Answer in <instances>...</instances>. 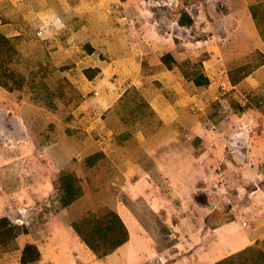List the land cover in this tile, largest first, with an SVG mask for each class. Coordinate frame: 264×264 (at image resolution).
<instances>
[{"label":"rangeland","instance_id":"374dc122","mask_svg":"<svg viewBox=\"0 0 264 264\" xmlns=\"http://www.w3.org/2000/svg\"><path fill=\"white\" fill-rule=\"evenodd\" d=\"M118 204L131 264H264V0H0V264L112 253Z\"/></svg>","mask_w":264,"mask_h":264},{"label":"crops","instance_id":"0c3cea01","mask_svg":"<svg viewBox=\"0 0 264 264\" xmlns=\"http://www.w3.org/2000/svg\"><path fill=\"white\" fill-rule=\"evenodd\" d=\"M128 210L129 209L124 204L117 205L118 214L120 215L122 221L127 226L128 239L122 242L120 245H118L112 253L107 254L105 256L96 255L94 252L89 250V247L86 246L85 243H82L80 241L76 242V239L80 238L79 234L75 233L72 228L66 227L65 233L61 232L57 234L59 236L57 245L66 247L68 249L66 250V252H68L70 248L73 247L72 251L75 254L70 253L66 255V260L54 261L52 262V264H114L113 262H115L117 257H118L117 264H131L134 260V256L131 257L130 254L131 253L134 254L135 249L133 247L131 248L127 247L126 249L123 250V247L131 245V242L134 241V238L136 240H140L141 242H143V244H145L146 242L149 244V246H147V252L140 250V251H137V254L135 255L136 262L134 263L144 262V260L148 257V255H150V253H153V246L152 244H150V239L146 236L147 234L143 226L144 224L140 220H136V222H134V220H130L129 214H131V212ZM70 229L72 230V232L70 231ZM65 235H67L68 238L65 237ZM67 239L68 240L72 239L74 241L68 244ZM76 251L79 253V255L76 254L77 253ZM128 255H130V257H128ZM55 257L57 260L59 258V255H56L55 253H53V255H51V258H55ZM84 261H87V262H84Z\"/></svg>","mask_w":264,"mask_h":264},{"label":"trees","instance_id":"16d2710c","mask_svg":"<svg viewBox=\"0 0 264 264\" xmlns=\"http://www.w3.org/2000/svg\"><path fill=\"white\" fill-rule=\"evenodd\" d=\"M196 82L198 83V84H201V82H199L198 80H196ZM72 189V188H71ZM72 191V190H71ZM68 192H69V188H68ZM73 200V197H70V198H68V199H66V200H64V203L65 204H68V203H70L71 201ZM121 222H122V220H121ZM123 224V223H122ZM124 225V224H123ZM124 227H125V225H124ZM125 229H126V227H125ZM128 239V232H127V234H126V239H125V241ZM124 242V241H123ZM121 244V243H120ZM119 244V245H120Z\"/></svg>","mask_w":264,"mask_h":264}]
</instances>
